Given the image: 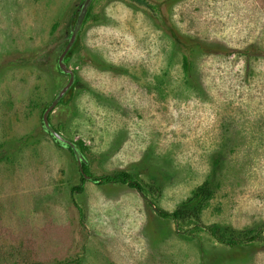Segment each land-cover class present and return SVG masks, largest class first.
Returning <instances> with one entry per match:
<instances>
[{
  "label": "rangeland",
  "instance_id": "374dc122",
  "mask_svg": "<svg viewBox=\"0 0 264 264\" xmlns=\"http://www.w3.org/2000/svg\"><path fill=\"white\" fill-rule=\"evenodd\" d=\"M82 1L0 0V264H264V0L93 1L51 122L147 199L88 179L83 223L79 164L42 126ZM206 182L198 217L158 214Z\"/></svg>",
  "mask_w": 264,
  "mask_h": 264
},
{
  "label": "trees",
  "instance_id": "16d2710c",
  "mask_svg": "<svg viewBox=\"0 0 264 264\" xmlns=\"http://www.w3.org/2000/svg\"><path fill=\"white\" fill-rule=\"evenodd\" d=\"M92 4L89 7V10L87 12L84 23L86 22V20L89 16ZM78 12H79V8L77 9L76 13L71 17V29H72V27L76 21ZM79 38H80V35L78 37V41L76 42V44L72 48L71 52L78 46ZM71 52L67 55V57L71 54ZM76 83H77V79L75 81L74 86L76 85ZM71 97H72V93L67 94L61 100L60 103L67 102L68 100H70ZM56 143H58V142H56ZM76 143H77L79 149L85 154L86 147L84 146L83 142H76ZM58 144L62 145L60 143H58ZM68 149L72 152L71 148L68 147ZM83 169H84V172L88 176H90L89 180H91L92 182H94L97 185L102 186V185H107V184H124V185H127L129 188L134 189L135 191L139 192L142 196H144L147 199V197L144 194V186L142 185V183L138 179H136L128 171H120V172H115V173H104L101 175H94V174L90 173L88 164H83ZM87 180L88 179L81 172V183L73 185L71 187V195L73 196L72 197L73 203H74L75 208L79 211L80 219H81L82 223L84 222L85 214H84L82 207L75 201L74 195L76 193H82L84 191V183ZM212 195H213V191L210 188L209 183L206 182V183L202 184L201 186H199L195 190V192L193 193V196L189 199V202H188L189 207L188 208H179V209H176L174 211H168V210H164L161 208H156V210H157L158 214L165 219L178 220V219H184L187 217L188 218L189 217H198L201 210L206 205L207 201L212 197ZM148 201L153 204L152 200L148 199ZM207 229L209 230L211 235L214 238H216L219 242H227V234L222 232L219 228L208 227ZM260 233H261V230H258L255 234H249V235H248V233L242 234L237 238H233L230 236L228 238V241L233 243V244L244 243V242H247L250 240H256L260 236ZM70 263L71 264H77L78 261L75 259V260H72ZM28 264H38V263H28Z\"/></svg>",
  "mask_w": 264,
  "mask_h": 264
},
{
  "label": "water",
  "instance_id": "95a60500",
  "mask_svg": "<svg viewBox=\"0 0 264 264\" xmlns=\"http://www.w3.org/2000/svg\"><path fill=\"white\" fill-rule=\"evenodd\" d=\"M94 0H83L79 4V12L76 18V21L71 29V34L69 37V40L61 52L59 58H58V66L60 70L69 76L68 82L58 91V93L55 95L51 103L44 109L42 114V126L46 132H48L53 140L55 142H58L62 144L65 147H69L72 150V153L77 160L80 170L82 174L87 178L90 179V176H88L83 169V164H88V159L86 158L85 154L79 149L77 143L75 141H72L68 138H66L63 133L55 128L51 122L50 114L53 112V110L60 104L61 100L67 95L72 93L73 86L76 81V73L75 71L69 67L66 57L71 52L72 48L78 41V37L80 35V32L83 28L84 21L87 15V12L89 10L90 5L93 3Z\"/></svg>",
  "mask_w": 264,
  "mask_h": 264
}]
</instances>
